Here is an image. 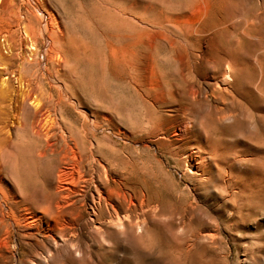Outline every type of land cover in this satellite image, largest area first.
<instances>
[{
	"label": "rangeland",
	"instance_id": "rangeland-1",
	"mask_svg": "<svg viewBox=\"0 0 264 264\" xmlns=\"http://www.w3.org/2000/svg\"><path fill=\"white\" fill-rule=\"evenodd\" d=\"M125 3L132 14L129 45L125 44L128 32L124 28L113 27L97 16L101 9H122ZM207 5L202 0H0V264H264V221L253 224L252 215L249 222L248 218L239 219L236 224L237 217L223 210L220 187L212 183L207 191H195L184 168L166 156L168 141L157 135L159 126L171 125L170 135L178 129L179 118L172 111L175 95L176 99L181 94L190 96L199 88L211 94V84L204 83L221 78L210 69L211 60L217 55L218 36L200 33L196 43L188 37L198 35L196 27L208 22L202 13ZM261 6L264 8V0H230L222 15L228 17L230 24L251 12H261ZM259 29L255 35L263 39L259 48V53H263L264 22L259 23ZM61 35L74 45L85 46L79 58L68 57L63 67L68 100L62 107L66 126L80 136L84 147L68 152L67 157L63 155V161L47 158L36 165L21 161L18 154L2 157L6 142L15 136L16 98L29 88L28 73L33 70L44 90L56 95L48 73L54 69L52 54ZM255 35L246 39L257 41ZM118 49L125 50L129 57L130 74L114 59ZM211 50H215L213 54ZM250 50L249 45L242 44L239 53L248 57ZM22 63L30 68L29 72L20 70ZM254 65L236 68L235 93L242 103L236 101L234 105L243 113L241 132L234 136L237 131L233 128L238 125L229 121L225 132L213 134L212 143L223 161L228 155H236L233 146L238 141L243 154L253 158L248 163L250 172L258 168L262 175L264 169L256 164L264 160V137L260 136L256 118L264 115V57L255 60ZM241 72L250 81L260 72L262 78L248 89ZM42 97L37 91L34 103ZM200 107H205V111ZM194 111L206 113L208 119L205 103L196 105ZM165 114L169 116L164 117ZM260 124L259 127L264 122ZM259 129L264 131V126ZM191 134L195 135L193 130ZM18 135L22 139L23 133ZM192 143L189 141L188 145L191 147ZM87 156L95 161L85 160ZM88 164L101 172L98 190L88 183ZM106 166L110 170L105 175ZM144 180L171 190L164 192L169 193L162 203L164 212L161 206V214L148 221L149 230L133 227V231L111 224V213L123 217L126 205L138 201L137 192L144 188ZM213 182L218 185L220 180ZM262 185L263 192L254 201H261L264 208ZM32 187L43 192H33ZM204 195L205 203L200 199ZM179 199H187L186 203L204 210L200 216L209 221L215 242L202 240L181 253H166L167 241H172L162 233L171 235L167 213ZM217 215L218 228L207 218ZM60 232H65L82 250V254H75L74 261L47 258L49 248L62 254L75 251Z\"/></svg>",
	"mask_w": 264,
	"mask_h": 264
},
{
	"label": "bare ground",
	"instance_id": "bare-ground-1",
	"mask_svg": "<svg viewBox=\"0 0 264 264\" xmlns=\"http://www.w3.org/2000/svg\"><path fill=\"white\" fill-rule=\"evenodd\" d=\"M229 1L230 0H202V2L208 4L207 7L205 6L202 8V13L207 15L208 22L201 26L199 24V26L196 27V33H198V35H188L190 39H194L195 43L200 40V33H214L218 36L216 46L217 55L214 61H212L213 59L211 58V62L213 64H210V69L214 72H218V75L221 78L211 77L213 79L212 81H214L213 83L211 80L208 81L210 78L208 76L209 78L206 79L208 82H203L205 85L207 84V86L211 84V94L207 93V91L204 92V90L202 91L201 88H199L196 89L195 92H192L194 94L190 93V96H184L181 94L180 98L176 99L175 95L172 111L176 112V115L179 118V121L177 122L178 131L176 130L170 135V132L173 131L171 125L165 127L159 126L157 135H159L162 140L168 141V150L165 152L166 156L173 159L176 166L184 168L189 179L193 180L195 191L199 192L202 189L207 191L205 190L207 189V186L213 183V186L220 187V192H223L220 196V198L223 199V210H225L226 214L230 213L229 216L237 217L235 219L236 224L240 223V220H246L247 218L249 222V216L254 215L253 224L259 225L264 221V208L261 206V201L260 203L255 202L254 198L256 196L258 197V195L263 192L260 185H264V173L261 175V173L257 170L258 168L250 172L251 165L248 166V163H251L253 158H249L250 155L243 154V149H240V147L238 148L240 145L238 141H236L233 146V155H236L231 158H229L230 156L228 155V157L223 161L219 154L216 153L217 148L212 143L213 134H218L219 131L220 134L225 132L229 125L227 122L229 121L233 122L232 124L238 125V127L235 126L233 128V130L237 131L233 132L236 134H234V136H237L241 132L240 128L244 124V120L242 118L243 113L239 107L234 105L236 101L239 104L242 103V99L235 93L236 68L238 67L239 70L249 66L254 68L255 60L258 61L264 57V51L263 53H259V48L263 43V39L260 36L255 35L260 31L259 23L261 24L264 22V8L261 6V12H251L247 17L236 19V21H232L229 24L228 17L222 15V12L228 5ZM131 15V8L126 3L122 9L108 8L107 10L101 9L97 11V16H99L101 20L107 21L113 27L121 26L124 28L125 32H128L124 38L126 45L130 44L129 39L131 36L129 34V30L131 27ZM215 35L214 37H211L212 40L215 39ZM252 35L256 36L257 41L246 39V36L251 37ZM57 42V48L52 54L54 69L52 73H48L49 83L56 86V95L44 90L41 79L33 73V70L29 72L30 68H27L24 63L20 66V70L29 72V77L26 78L29 82V88L16 98L17 104L15 106V111L17 122L15 136L13 138L11 137V139L6 142L2 149V157L12 158L18 154L21 157V161L23 160L27 164L32 163V165H36L39 161L47 158L58 159V162L61 159L63 161V157L68 155V152L79 150L84 147L83 140L80 136L76 135L71 128L66 126L62 113V107H66L65 102L68 100V93L66 92L68 86L66 84L63 67L67 63L68 57L71 56L73 58H79L81 53L85 51V46H83L84 44L74 45L65 35H61ZM242 44L249 45L252 49L249 51L251 54H249L248 57L239 53V48ZM210 52H212V50ZM32 54H34V52ZM206 54H204V56ZM205 57L207 58V56ZM209 57L210 56H208V58ZM114 59L124 71L130 74V60L125 50H116L114 52ZM235 61H237V63ZM204 63L206 64V62H201V64ZM208 65L209 62L207 61L205 69L208 68ZM205 71L209 72L208 70ZM241 73L242 75L244 74L243 79L245 80L246 85L249 86L248 89L252 88L250 85L256 79L262 78V73L260 72L258 76L253 78L254 80L250 81L245 72ZM220 83L222 85H219ZM208 88L209 87H207V89ZM258 88L259 86H256V89ZM37 91L43 97L40 102L34 103ZM69 102L71 103V100ZM204 103L209 109L208 119L206 118V113L202 115L194 111L196 105L204 106ZM77 104L79 103L77 102ZM200 108L204 110L203 108L205 107ZM202 110L199 111L202 112ZM87 113L85 112V114ZM166 116H169V114L164 115V117ZM260 122H264V115L259 114L258 118H256L260 136L264 137V131L259 129L264 125L262 124V126L259 127V125H261ZM150 128H152V126ZM191 130L194 131L196 137L194 134H191ZM259 131L256 136L259 135ZM20 132L23 133L22 139L21 136L19 137L18 135ZM197 136H199V138ZM189 141H194L191 147L188 145ZM64 160H66V158H64ZM85 160H90L91 162L95 161L88 156ZM62 163L66 162L64 161ZM62 166L64 165L62 164L61 167ZM88 166V183H91L95 190H98L101 172L91 164H88ZM256 166H260V169H264V160L261 159L259 164H256ZM109 170L110 167L106 166L103 173L106 175ZM59 171L62 172L63 168H59ZM216 179L220 180L218 185L213 182V180L215 181ZM85 181L87 182V179H85ZM142 184L144 185V188L140 189V192H137L138 201L133 202L130 205H126V214L123 217L119 216V214L117 216L115 214L116 217H114V213H111V224L123 227V229L127 228V230L129 228L133 229V227L140 230H149L151 224L149 223L148 225L147 223L152 216L161 214L159 212V208L161 206L162 211L164 212L162 203L166 200V197L169 194L164 192L166 190L171 192V190L169 188L167 189L166 186L160 187L155 181L144 180ZM27 189L28 188L26 187L25 190ZM30 190H33V192H43L36 190L33 187ZM46 191L54 192L50 189H46ZM200 199L204 202L207 200V196H200ZM186 201L187 199H179L178 203H175L174 208L167 213L168 231L171 235L164 232L162 235L171 240L173 243L167 241L169 248L165 249L166 253L167 251L181 253V251L192 248L198 241L202 240L208 242L216 241L215 234L209 231V221L207 222L204 217L200 216L201 211L204 210H202L201 207L197 208L190 203H186ZM110 205L111 210H113L115 206L114 201H111ZM225 207H228V209H225ZM107 208L110 209L108 204ZM114 212H116V210H114ZM255 216L259 217L255 218ZM207 218L208 220H213V222H215L214 225L217 228L219 227V215L213 218L208 216ZM125 219L127 220L126 223L124 221ZM174 228H177L178 231H175L176 229ZM60 236L66 242H70L71 248L75 251H68L66 254H62V252L59 251L55 253L52 251V248H49L47 250V258H52L56 261H61L62 259L74 261V259H76L75 254H77V252L81 253L82 250H78L80 247H78L76 243L69 238V236L67 237L65 232H60ZM254 239L256 240V238ZM53 240L57 242L55 236L53 237Z\"/></svg>",
	"mask_w": 264,
	"mask_h": 264
}]
</instances>
